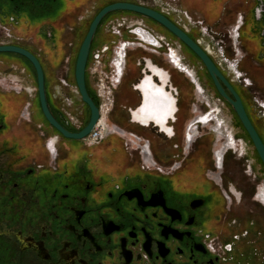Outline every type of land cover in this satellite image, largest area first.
<instances>
[{
  "label": "flooded vegetation",
  "instance_id": "af4514ba",
  "mask_svg": "<svg viewBox=\"0 0 264 264\" xmlns=\"http://www.w3.org/2000/svg\"><path fill=\"white\" fill-rule=\"evenodd\" d=\"M175 1L0 0V20L24 27L29 26L30 18L44 19L34 32L30 28L17 29L21 38L27 37L36 44L37 32L42 33L46 56L54 61L63 54L61 64L66 61L71 66L73 59L65 49V35L72 31L71 46L80 43V50L86 38L82 39L84 30L90 28L105 7L119 2L133 3L161 13L185 30L178 20L186 21L189 12L180 9ZM202 1L181 0L182 4L195 7ZM223 1L243 2L240 8L243 21L237 43L234 41L237 29L231 32L233 48L239 44L243 49L259 45L264 51V0H212L211 5L217 8ZM117 13L139 16L147 31L169 38L175 47L177 42L183 46L155 21L131 12ZM185 31L192 37L191 30ZM105 35L103 39L107 42L98 41L99 47L106 45L110 49L117 41ZM14 45L25 48L22 44ZM95 46L93 42L89 63L93 50L98 48ZM129 46L124 47L126 55L131 49ZM158 46L156 54H164L166 47ZM135 48L140 47L136 45ZM204 50L223 73L232 76L228 80L235 88L240 83L253 86L236 61L228 60L221 52L215 54L212 45ZM236 52L242 57L240 48ZM259 58L264 60V55ZM130 59L128 57L122 83L113 91L108 122L128 136L132 135L133 140L139 139L149 145L154 161L150 168L128 166L124 148L116 139L111 142L112 146L107 143L109 137L89 147L83 140L64 138L45 118V121L40 120L39 113L41 117L44 115L37 105L38 87L34 97L31 93L27 101L24 98L28 95L26 87L22 86L19 91L12 86L0 90V264H264V225L256 219L244 222L242 218L231 217L235 205L241 208L248 196L254 200L256 191L251 186L228 185L224 162L226 165L229 157L224 154L238 150V142L224 131L220 135L217 133V138L211 136L213 127H203L204 121V124L212 123L216 115H197L190 124L189 119L183 120L182 89L153 57L134 60L135 68H141L144 63V68L140 69L143 77L137 78L133 86L141 95L139 101L122 95L123 99L119 98L125 77L133 70L130 67L133 59ZM196 61L204 66L200 60ZM1 64L6 65L5 62ZM169 64L198 86L195 71L186 68L179 56L172 58ZM7 69H4L6 76L15 75L24 82L33 77L26 71L13 74L6 72ZM226 73L224 75L229 78ZM92 97L99 106L98 95ZM260 107L264 109V105ZM25 108L27 115L24 117ZM52 110L69 131L77 132L60 108L52 107ZM79 114L84 115L86 111ZM196 114L194 110V117ZM250 118L263 137L259 126ZM186 128L188 134L184 137ZM220 136L224 140L220 150L215 151L221 156L218 168L214 160L212 163L206 156L220 144ZM162 137L170 143L165 142L166 145L158 148L157 141ZM50 139L54 140L55 159L48 151ZM172 144L170 154L168 150ZM134 154L142 165L140 154ZM246 170V175L253 174L251 164L248 163ZM257 200L264 206V190ZM212 239L222 243L221 257L209 250L207 244Z\"/></svg>",
  "mask_w": 264,
  "mask_h": 264
},
{
  "label": "rangeland",
  "instance_id": "374dc122",
  "mask_svg": "<svg viewBox=\"0 0 264 264\" xmlns=\"http://www.w3.org/2000/svg\"><path fill=\"white\" fill-rule=\"evenodd\" d=\"M174 4L177 5L184 12H187V13L189 12L186 18V21H184L183 23L191 31L195 29L197 30L198 34H194L197 40L199 39L202 40V37H203L205 40L204 43L206 45L211 44L212 46L215 47L214 53L217 55H218V50L216 46L218 44L219 47H222V43L220 42L223 41L224 43L223 44V47H224L223 55L226 56V58L230 61L231 60L236 61L238 68L241 71L245 72L250 77V80L253 84L252 87H246L247 85L243 86V84L240 83L239 85L237 83L236 85H239V86L236 87L235 89L242 96L247 112L252 117V119L255 121L256 125L259 126L260 131L264 135V109H261L260 107L261 105H264V79L261 80L262 77L264 76H261V75L256 76V77L252 76V72L254 70L257 71L260 69V67L264 66V60L261 61L259 58V56L262 54L261 52L263 51V49H259V45H257L258 48L256 50L253 49L252 47L243 49L240 44H239V47L233 48L231 39L229 36L231 34V31L234 30L238 24L237 21L240 16V8L242 7L241 4H243V2L241 1L229 2L226 6L223 7L225 8V11L224 10L222 11L217 21H212V19H207L206 16L202 15V13H204L201 11L202 7L198 8L190 4H184V3L182 4L181 0H176ZM215 11H221V8L218 9L217 7L215 8ZM118 18L127 19L129 22L130 21H133V22L142 21L141 17L135 16V15L130 16L127 13H115V14H111L107 16L103 20L96 34L95 41H94V46L96 45L95 47H99L98 41L99 43L107 42L105 39H103V36L106 33L105 29L108 24H111L113 21H116ZM28 21L30 22L29 26L22 27L21 25L17 26L15 22H12V21L9 22V20L8 21L0 20V43L2 42L8 43V44L11 43L13 45L22 44L24 45V47L27 48L28 51L31 50L33 51V53H36L37 57L42 63V66L46 74V82H47V87H48L47 90H48L49 100L53 103L52 96H51V90H50V78H49L48 67L44 63V61L41 59V57H39L37 52L27 46L28 44L26 41L31 42V40H29L27 37H25L26 39L21 38V33H19V31L17 30L19 29L20 31H24L25 28L26 29L30 28V29H33V32H34L36 29H38L42 25L44 19L30 18L28 19ZM197 22H198V25H197ZM202 22H206V23L202 25L201 24ZM144 23L145 25L149 26L148 22H144ZM6 29L10 30L11 37H8L7 35L8 31H6ZM87 31H89L88 27L84 30L82 39L85 38V36L87 35ZM41 35L43 36L42 33L37 32V42H41ZM132 35L136 36V34H132ZM199 35L201 36L198 37ZM44 36L45 38H48L46 37L45 34ZM113 38L116 39V41H118L117 38L115 37ZM125 38H128V35H126ZM73 40H74V33L72 31H68V33L65 35V49L67 52L71 53L73 63L70 66L71 68L70 78H69L70 89H68L69 92L67 94L68 96H72L73 100L75 101L74 107H71V109L73 108L72 111L74 112V116L76 117L75 114L77 113L82 118V120L85 117L84 123L85 122L88 123L90 120L89 108L85 104H83L81 97L76 93L77 85H76V80L74 76V72H75L74 61L78 53L80 43L72 47L71 45L73 44ZM167 40L170 41L169 38H167ZM125 41H127V39H125ZM177 44H178L177 45V48H178L179 43L177 42ZM239 48L242 51V57H241L240 52H236ZM177 50H178L180 57L184 61V65L187 66L191 71L193 70L195 71L197 75L196 82L198 86L194 84L193 82H191L185 74L183 73L181 74L173 66H171L169 64V61L165 58L164 54L162 53L159 55L156 53H152L150 50L135 48V49H130L127 56L133 59V61L136 58L142 57V56H146L148 58L153 57L161 64L160 67H164L166 71H169V73L172 74L174 83H177L179 85V88L182 89V94L184 96L185 104H183L184 105V111L182 112L183 120L186 121L189 119L190 120L189 124H190L193 119L195 120L197 118V115H200V116L201 115L206 116V115H211V114L216 115L217 121H215L216 118L212 121V123L204 124L206 122L204 121L202 123L203 127L204 128H209L211 126L213 127L211 129L209 128L211 132V136H216L217 138L219 137L218 134L220 135V133L224 131L225 134H228V136L234 138L238 142L239 144L238 150H234L233 152L226 151L224 154V157L226 155L227 157H229V160L227 161L226 165L224 162L226 176L228 179V185L231 186L233 184L235 185V187L236 186L237 187L238 186L239 187L251 186V187H254L255 188L254 190L256 191H255L254 200L251 198V196H248L245 199L246 202L244 201V204L242 205L241 208H239L240 206L238 204L235 205L236 207L234 208L233 214L231 215V217L242 218L244 219V222L249 221L250 219H256L258 221H261V223L264 225V206L261 203H259V201L257 200V197L260 191L264 190V165L261 159L259 158V155L257 151L255 150V147L251 139L249 138V135L245 131L244 127L242 126L236 113L224 99L219 97V94L213 84V81L208 75L207 69L204 66H202L201 63L196 61V60H199V58L193 53H190L186 49V47H184V45L181 47V49H177ZM112 55L113 54L111 53L109 54V56H112ZM22 58L23 57L19 55H15V54H0V61L5 62L6 64V65H2L0 63V83H2V85H0V90L10 89L11 86L18 87V88H21L22 86L23 87H29V86L34 87L35 86V84L32 85L31 81L24 82L18 79L17 76L15 75L6 76L4 74L5 68L6 69L8 68L6 72L13 73V74H15L16 72H20V71L22 72L26 71L33 76L32 78L35 83V70L33 66L31 65L29 61H27L24 58L22 59ZM62 59H63V54H61L59 57H57L53 61L54 64L52 66L58 67L60 63L62 62ZM240 59L241 61L238 62V60ZM20 61H21V64H20ZM133 61L130 67L134 71L137 72V76H138L137 78H139L142 76L140 69L144 68V63L141 68L138 66H136L135 68V65H134L135 61L134 62ZM91 63L92 61H90V63L88 64L87 83H88V87L90 89L91 95L95 96V94H97L96 81L95 79L91 80V78L89 77L92 74L91 70L93 69V66H94L93 63L92 64ZM243 64L245 66L244 68H243ZM15 66H17L16 71L14 69ZM246 66L248 67L247 71L250 72L251 74L246 72ZM104 71L106 73L110 72L109 66H106ZM226 74L229 77L228 79H232V76L230 77L228 73ZM129 75H130V71H129ZM32 78L30 80H32ZM198 88H199V91H198ZM32 90L34 89L30 88L29 94L27 96H24L26 101L29 98L28 96L31 93L33 94V97H34V92ZM126 93L137 96L136 92L129 93L127 91ZM118 97L123 99L120 96V94L118 95ZM136 98L137 99L133 98L132 100L136 102L139 101V97H136ZM111 99H112V96H111ZM107 103H108L107 108H110L111 102H107ZM189 105H191L192 107H189ZM190 108H191V111H190ZM83 110L86 111V114L84 115L79 114ZM194 110L196 111V113H198L196 114L195 117L193 115ZM39 117L41 121H45V119H43L44 117L43 116L41 117L40 113H39ZM187 128L185 132H187ZM124 130L129 132L127 129H124ZM185 136H186V133L184 134V137ZM126 138L132 139L131 136H127ZM222 138L223 137L220 136L221 142L219 141L220 144H218V146L214 148V151H213L214 153L212 152L210 153L209 156H206L207 157L206 159L208 161L213 163V160H214L215 166H216V152L215 151H219L220 148L222 147L223 140H224V138L223 139ZM119 142L121 146L124 148V152L126 154L125 156L126 163L128 164V166H134L136 168H140L141 167L140 158L137 156V154H134L136 152H132L130 150V145L126 146L128 145L126 139L124 138L119 139ZM165 142H167L168 144L170 143L166 138L162 137L161 140L157 141L156 145L158 146V148H161L162 146L166 145ZM171 147L173 149V144L169 146L170 150H168V152L170 154H172ZM240 153H244L245 155L239 158L238 155ZM131 154L133 156H131ZM248 163L251 164V168L253 171L252 175L254 176L246 175L247 174L246 168H247ZM233 200L235 201V199Z\"/></svg>",
  "mask_w": 264,
  "mask_h": 264
},
{
  "label": "water",
  "instance_id": "95a60500",
  "mask_svg": "<svg viewBox=\"0 0 264 264\" xmlns=\"http://www.w3.org/2000/svg\"><path fill=\"white\" fill-rule=\"evenodd\" d=\"M117 12H131L155 21L167 31H169L172 35H174L180 42L183 43V45H185L187 49H189L199 58V60L207 69V72L212 79L220 97L224 99L236 113L264 165V140L254 126L242 97L231 84V82H229L224 73L211 59V57L206 53L204 48H202L192 37H190V35L185 30L177 26L161 13L133 3L119 2L102 9L91 23L86 38L79 50L75 67V80L81 100L89 108L91 113L89 122L80 132L69 131L53 113L48 97L46 74L39 58L23 47L17 45H0V54L19 55L29 61L33 66L37 77V90L41 110L49 125L66 139L82 141L90 135L92 130L99 122L100 109L98 103L95 101L94 97L91 96L88 90L87 68L93 42L100 25L107 16ZM134 33L140 36L142 41L151 46L157 47L159 45V42L156 40V38L149 31L143 28H136ZM63 121L65 124H67L65 119H63Z\"/></svg>",
  "mask_w": 264,
  "mask_h": 264
},
{
  "label": "built area",
  "instance_id": "2783aa9c",
  "mask_svg": "<svg viewBox=\"0 0 264 264\" xmlns=\"http://www.w3.org/2000/svg\"><path fill=\"white\" fill-rule=\"evenodd\" d=\"M167 12V11H165ZM169 14V12H167ZM242 21L243 18L240 15L238 19V24L236 26V33L240 31V28L242 26ZM184 21L178 20V23L182 25V27L190 31L188 27L183 23ZM143 28L146 30L142 22H133V21H128L127 19H117L116 21H113L111 24H108L106 27V35L113 36L117 38V42L113 45L112 48L109 49L108 46H102L98 47L93 50L92 53V58L91 61L93 63V69L91 70L92 74L89 76L91 80L95 79L96 85H97V95L99 99L101 100V104L99 105L100 113H101V118L95 128L92 130L90 135L83 140V142L87 146H97L107 138L113 135H118L124 139H126L128 145H130V150L132 152H138L140 154L141 160H142V167L150 168L154 166V161L152 159V155L150 152L149 145L147 143L140 142L139 139L133 140V139H128L126 138L128 135L121 129H118L114 125H111L108 122V116L110 114V110L113 105V100L111 99V96L113 94V91L122 83L126 70H127V62H128V56H125V69H124V74L121 76V78H117L118 76L117 73V62L119 58V54L121 52L122 47L131 45L129 46L131 49H135V46L138 45L140 48H143L144 50H150L152 53H158L159 52V46L154 47L151 46L144 41L141 40V37L138 35H132L135 34L134 31L136 28ZM8 31V37H11L10 35V30L6 29ZM233 32V30L231 31ZM152 35L155 36L156 40L159 42V45L165 46L166 47V52L164 53L165 58L170 61L172 58H177L179 56V61L184 65L183 59L180 57L178 50L181 49V45L179 44L178 48L177 46L175 47L171 42H169L165 37L160 36L156 33H151ZM126 35H132L134 37H137L136 39H130L125 38ZM204 36V35H203ZM230 38H232V35H229ZM205 37V36H204ZM127 41H125V39ZM120 40V41H119ZM239 40V34L236 35L235 37V43H237ZM205 40L202 37V40L199 39L197 40V43L202 47L206 48V44L204 43ZM222 47H219L218 44L216 46L218 52H221L223 55V41H221ZM0 45H13V44H8V43H0ZM211 45V44H209ZM220 45V44H219ZM214 47V46H213ZM215 48V47H214ZM111 50L112 56H109ZM91 63V64H92ZM106 66H109L110 72L106 73L104 70ZM187 68V66H186ZM71 68L68 65V62H64L61 64V67L59 70H57V86H56V91L54 93V99L59 103V108L60 111L63 113V115L67 118L69 121L71 127L77 131L80 132L84 127L85 124L84 120L76 113V117L74 116V112L72 111L74 107L75 101L73 100L72 96H68V89H70V84H69V78L68 75L70 74ZM88 70V68H87ZM59 83V84H58ZM14 89L19 91L21 88L14 87ZM27 92H30V89L26 88ZM77 94H79L78 88ZM33 92L36 91V89L32 90ZM81 97V96H80ZM107 102H111L110 108H107ZM71 111V112H70ZM23 115H27V108H25ZM207 116V115H206ZM103 120V122H101ZM188 130V129H187ZM188 134V131L186 132V135ZM126 135V136H125ZM132 136V135H131ZM53 141V142H52ZM53 143V144H52ZM131 143V144H130ZM53 145V146H52ZM48 151L51 154L52 158L55 159L57 156V152L53 151L55 148L54 140L50 139L47 144ZM217 155V152H216ZM217 166V165H216ZM226 198L229 200V197L226 195ZM208 248L209 250L218 256H222L223 254V245L218 239H212L208 242Z\"/></svg>",
  "mask_w": 264,
  "mask_h": 264
},
{
  "label": "crops",
  "instance_id": "0c3cea01",
  "mask_svg": "<svg viewBox=\"0 0 264 264\" xmlns=\"http://www.w3.org/2000/svg\"><path fill=\"white\" fill-rule=\"evenodd\" d=\"M202 6L199 5V7H202L201 8V11L204 12L202 13V15L206 16L207 19H212V21H217L218 17L221 15L222 13V10H223V6H226L229 2L228 1H223L222 2V5L218 7L221 8V11H215V8L212 4V0H203L201 2ZM198 4H200V2H198ZM198 7V8H199ZM194 34H198V32L196 30H192L191 32V36L197 40V38L194 36ZM201 35H199L198 37H200ZM27 42V46L32 48L33 50H35L37 52V54L39 55V57L43 58L42 60L44 61V63L47 65L48 67V70H49V78H50V90H51V96H52V100H53V103L50 101V104L51 106L54 108H59V103L54 99V93L55 91L57 90L56 89V86H57V80H56V77H57V70H56V67H53L52 65L54 64V62L48 58V56H46L45 52L43 51V49L45 48V46H43V42H36L37 44H33V42H29V41H26ZM24 46V45H23ZM37 46V47H36ZM26 48V47H25ZM253 49H257V48H253ZM260 49V48H259ZM262 54L260 55L261 57L264 55V51L261 52ZM36 54V53H35ZM3 62V61H0V63ZM61 66V63L60 65ZM244 64H243V68H244ZM15 69L17 68V66L14 67ZM242 68V69H243ZM247 66H246V72L251 74L250 72L247 71ZM129 75V72L127 73L126 77H125V80H124V83L120 89V92L119 94L122 95V96H125L129 99H137L136 97H140V93H138V90H136V88H134L133 86L135 84H137V72L134 71V70H131L130 71V75ZM264 76V66L260 67L259 70H254L252 72V76L253 77H256V76ZM264 77H262L261 80H263ZM32 82V85L35 84V86L31 87L29 86L31 89H37V84H36V79H35V83H34V80L32 78V80H30ZM46 85H47V82H46ZM29 87H26L28 89H30ZM48 89V87H47ZM127 89V90H126ZM48 91V90H47ZM136 92L137 93V96H134V95H131V94H127L126 92ZM29 94V93H28ZM122 104H126V103H123ZM118 119H116L117 121ZM121 121V120H120ZM114 139H116V141L119 142V139H121L118 135H113V136H110V138L107 140V143L109 142L110 146H112V143L111 142H115ZM142 166V165H141Z\"/></svg>",
  "mask_w": 264,
  "mask_h": 264
},
{
  "label": "bare ground",
  "instance_id": "6f19581e",
  "mask_svg": "<svg viewBox=\"0 0 264 264\" xmlns=\"http://www.w3.org/2000/svg\"><path fill=\"white\" fill-rule=\"evenodd\" d=\"M124 58H125V48L123 46L121 49V52L119 54V58H118V62H117V73H118V76H116L117 78H121V76L124 72V69H125L124 68L125 67V59ZM101 122H103V120ZM220 163H221V156L217 155L216 164H217L218 168L220 166Z\"/></svg>",
  "mask_w": 264,
  "mask_h": 264
},
{
  "label": "trees",
  "instance_id": "16d2710c",
  "mask_svg": "<svg viewBox=\"0 0 264 264\" xmlns=\"http://www.w3.org/2000/svg\"><path fill=\"white\" fill-rule=\"evenodd\" d=\"M169 35H170V37H172V38H174V39H176L172 34H170V33H168ZM184 47H185V45H184ZM187 49V48H186ZM190 53H192L189 49H187ZM77 57H78V53H77V55H76V57H75V61H74V65H75V67H76V61H77ZM209 75V74H208ZM74 76H75V72H74ZM210 77V76H209ZM35 79H36V73H35ZM36 84H37V79H36ZM87 85H88V83H87ZM88 90H89V92H90V89H89V87H88ZM91 94V93H90ZM92 96V95H91ZM219 97H220V95H219ZM37 105H38V108H39V110L41 111V106H40V101L38 100V103H37ZM242 124V123H241ZM243 126V125H242ZM250 138V137H249ZM262 139L264 140V137H262Z\"/></svg>",
  "mask_w": 264,
  "mask_h": 264
}]
</instances>
